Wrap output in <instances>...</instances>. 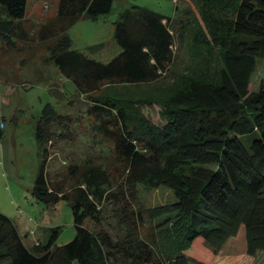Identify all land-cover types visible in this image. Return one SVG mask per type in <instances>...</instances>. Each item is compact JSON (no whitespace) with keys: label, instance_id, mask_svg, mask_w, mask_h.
<instances>
[{"label":"trees","instance_id":"16d2710c","mask_svg":"<svg viewBox=\"0 0 264 264\" xmlns=\"http://www.w3.org/2000/svg\"><path fill=\"white\" fill-rule=\"evenodd\" d=\"M198 1L204 29L194 38L210 55L218 51L221 67L215 76L199 66L171 72L165 85L176 19L139 6L122 11L114 27L122 51L102 64L71 50L68 31L110 14L114 0H58L35 33L57 73L90 99V131H77L79 117L43 107L33 195L48 206L67 201L77 235L58 246L53 229L47 244L29 246L0 212V264H211L243 232L247 255L264 264V77L252 90L264 59V0ZM28 3L0 0V41L10 49ZM133 93L141 94L121 98ZM151 102L161 106L162 126L142 111ZM77 140L82 150L73 148ZM139 186L167 188L173 201L146 207Z\"/></svg>","mask_w":264,"mask_h":264},{"label":"rangeland","instance_id":"374dc122","mask_svg":"<svg viewBox=\"0 0 264 264\" xmlns=\"http://www.w3.org/2000/svg\"><path fill=\"white\" fill-rule=\"evenodd\" d=\"M57 2L29 0L26 17L20 22L16 48L10 49L0 41V116L3 117L0 212L24 224L22 231L27 234L24 238L26 244L35 241L47 244L53 229H57L55 244L62 246L74 240L77 228L67 201L60 200L48 206L37 201L33 195L40 165L35 129L43 107L51 103L58 113L70 114L74 119L79 117L80 125L75 128L87 133L90 131V119L86 110L90 99L80 96L74 84L57 73L54 65L47 61L49 51L45 43L36 35L37 29L54 15ZM132 6L144 7L176 19L175 59L169 75L162 78L163 84L172 83L171 76L174 74L189 73L192 68L197 70V66L200 69L208 68L209 76H215L221 67L218 51L213 50L210 55L206 46L194 38L198 30L204 29L201 18L203 7L198 0H114L110 14L101 16L97 21L81 19L68 31L72 41L71 50L81 52L99 63H110L122 51L114 39L115 22L122 11ZM262 77L264 59H259L257 71L252 77L253 91L258 90ZM54 89L60 94L54 93ZM145 89L135 87L141 93L142 90L147 92ZM141 93L125 97L121 95V98L135 97ZM142 111L154 124H164L160 116L161 106L156 102L143 106ZM251 139V136L241 138L248 151ZM73 148L82 150L83 140L75 141ZM61 153L56 156L58 160L64 159ZM138 191L139 200L146 207L170 203L174 198L172 191L164 187L149 189L139 186ZM85 227L95 229L89 220L85 222ZM244 240L243 232L231 240L211 264H256L259 259L247 255ZM196 245L191 247L190 254H196Z\"/></svg>","mask_w":264,"mask_h":264},{"label":"crops","instance_id":"0c3cea01","mask_svg":"<svg viewBox=\"0 0 264 264\" xmlns=\"http://www.w3.org/2000/svg\"><path fill=\"white\" fill-rule=\"evenodd\" d=\"M14 222H15V224H16V226H17L19 232L21 233V235L25 238V237L27 236V234L25 235L24 231H22V230H23V225H24V224H22L21 221H15V220H14ZM24 242H25V240H24ZM35 242H36V241H35ZM35 242H34V243H35ZM32 244H33V243H32ZM32 244H27V245L30 246V245H32Z\"/></svg>","mask_w":264,"mask_h":264}]
</instances>
